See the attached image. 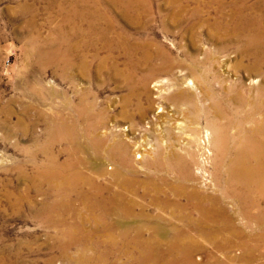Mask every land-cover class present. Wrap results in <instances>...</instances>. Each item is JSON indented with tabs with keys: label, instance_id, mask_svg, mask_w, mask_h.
Returning a JSON list of instances; mask_svg holds the SVG:
<instances>
[{
	"label": "rangeland",
	"instance_id": "obj_1",
	"mask_svg": "<svg viewBox=\"0 0 264 264\" xmlns=\"http://www.w3.org/2000/svg\"><path fill=\"white\" fill-rule=\"evenodd\" d=\"M139 1L144 6L140 4V14L131 17H126L120 5L103 6L102 11L107 9L112 19L111 36L122 32L124 43L114 45L108 61L97 60L91 72L84 73L77 66L65 72L53 65L43 72L37 61L38 51L44 47L61 50L72 45L79 53V43L85 39L65 24L61 14L63 9L69 10L71 0H0V264H46L45 260L55 255L59 258L53 264H110V258L101 263L96 257L114 244L123 245L124 229L129 234L140 230L145 236L157 230L172 233L185 222L177 215L179 204L193 203V195L198 193L219 195L220 204L240 216L239 201L229 190L224 169L231 156L218 157L216 150L220 141L233 144L236 127L229 125L228 117L238 106L233 102L231 108L223 109L222 116L207 110L209 102L202 100L200 81L218 72L225 76L228 88L242 81L245 94L251 97V93L253 98L264 80L236 69L238 60L232 50L219 53L218 44L208 38L209 27L198 25L193 31L192 22L177 25V16L172 14L176 0ZM181 3L185 11L179 10L180 14L188 16L192 2ZM209 16L203 13L204 18ZM138 41L146 45L127 55L125 48ZM96 45L100 56L109 54L107 46ZM159 47L178 64L154 73L145 84L149 63L144 52L160 64ZM202 49L213 50L215 67H210ZM93 52L87 51L88 59ZM191 56L199 62L194 74ZM180 89L190 96L179 98ZM247 108L250 110L249 102L241 114L247 113ZM62 120L66 123L60 124ZM64 131L74 137L65 139ZM72 174L80 178L78 185L73 183L75 191L67 187V177ZM50 178L63 190L61 195L49 183ZM97 183L109 187L120 195V203L129 204L143 216L122 218L115 210L113 217L103 220L78 194L80 189L92 192ZM45 204L49 205L45 216L54 220L51 224L36 216ZM54 204H59L60 210L51 208ZM65 238L76 242L64 251L52 247L53 242H66Z\"/></svg>",
	"mask_w": 264,
	"mask_h": 264
},
{
	"label": "bare ground",
	"instance_id": "obj_2",
	"mask_svg": "<svg viewBox=\"0 0 264 264\" xmlns=\"http://www.w3.org/2000/svg\"><path fill=\"white\" fill-rule=\"evenodd\" d=\"M190 1L192 2L193 6L190 8V11L187 10V12L189 13L188 16L181 15L179 11L183 9V5L181 3L183 2V0L173 1L174 5H173L172 14L175 15V17L177 16L176 17L177 25L184 22L187 24L192 22L193 24H190L191 25L190 28L196 27L198 25L202 26V28H204L205 26L209 27L208 38H210L211 40H213L218 44L219 53H224L232 50V52L236 54L238 60L236 64V69L240 68L244 70L248 75H258L260 76V78L264 80V0H190ZM71 2H70L71 3L70 8L68 10L71 11V13L69 14L67 10L65 11L63 9L61 13L62 18L65 24L67 23L70 26V28L72 27L76 31L77 36L79 35V37H83L85 40L83 43L82 42L79 43L80 46L82 47H80V50L77 49L79 50L78 54L76 53L77 46L73 47L72 45H67L65 49H61V50H59V48L57 47L56 48L52 47L51 49L47 47L41 48V50L38 51L37 61L40 62L41 71L43 72L46 70L47 67L53 65V66L63 67L65 72L77 66L79 67L80 70H83V72L85 71L90 73L93 62L97 60H99L100 63L102 61L104 62L108 61V59L112 56L114 45L122 46V43H124L123 42L124 36L122 32H117L114 36H111V31H112L111 29L113 27L112 19L106 14L107 9L105 11H102L104 9L103 6L105 5L108 6L109 4L120 5L126 17H131V15H135L136 13L140 14L139 13L140 11L138 12V10L139 7H141L140 6L141 2L139 0H89V2L83 0H79V1L71 0ZM92 3H94V5ZM78 4H80L81 7H79ZM91 6L93 9L91 8ZM182 11H185V8ZM204 12H206V14L208 13L211 16H209L208 18H204L203 17ZM178 14H180L179 17ZM78 18L79 20L78 22H76L77 21L76 19ZM149 18L147 21H149ZM77 25L79 26V28ZM83 26L86 29H84ZM192 30L195 31L194 28ZM195 33L196 32H193V36L195 35ZM98 43L100 45L102 43L104 47L107 46V49L109 50V54L107 56H100L99 49H97L98 46L96 45ZM145 45L146 44L143 43L142 41H138L133 45L127 46V48H125V52L127 55L131 54L132 49H136V47L142 48V46ZM193 45H195V43H193ZM92 48L95 49V52H93L94 50ZM83 50H85V52H81ZM90 50H92L93 52L90 55L92 57L91 60L88 59L89 52L87 53V51ZM144 53H145L144 55L145 62L149 63V72L147 76H145L143 81L145 84L147 83L146 79H148L154 73L168 71V69L172 67L173 63L174 64L177 63L174 62V59L171 56V54L162 47L157 52L158 59L161 60L160 64H158V62L156 61L153 62L151 61L152 58H150L151 54L149 55L148 54L149 52L145 51ZM201 53L205 55L207 62L210 64V67H215L217 61L213 60L214 58L213 50L211 51L210 49H206L201 51ZM75 58H77V60H75ZM191 59L193 63L191 62L192 66L190 68H191V72L194 74L195 73L194 68L199 62L197 61L196 56H191ZM226 81L227 80L225 79V76L222 77L220 73L215 72L212 74L211 78L207 79V81L205 82L200 81V83H202L200 85L202 87L201 92H202L203 102L204 101L209 102L207 110L213 109L222 116L224 115L223 109L225 107L231 108L230 105L233 102H235V104L237 103L238 106L235 109H232V114L228 117L229 125L233 124L236 127L235 134L231 136L232 137L231 139L233 140V144H229V143L225 144L224 141L222 142L220 141V143H218L216 147V150L218 151L217 154L218 157L220 155L223 158H225L226 155L231 156L230 161L226 163L227 165L224 169L226 170L225 172L228 176V181L230 183V185L228 184L229 190L237 197L236 200L239 201L238 203L240 204L238 207L239 211L237 212L240 213V216L235 217L231 210L220 204V199L218 198L219 195L203 196V195H199L198 193L193 195L196 196L195 201L193 203H184V204L178 203L179 208L177 207L178 208L177 215H179L181 219L184 220L185 222L182 226L176 225L177 227L174 229V232L166 233L164 231L155 230L156 231L155 234L150 236H145L143 235V232H141L140 230L135 232V234H129L128 232L129 230L124 229L122 231V234L124 236L123 245L114 244L111 247L109 246L110 249H108V251H105L104 253H100L99 255H97V257L94 255L97 261L103 262L109 260L110 258L111 259L110 264H264V85H259L257 87V93L255 92L256 94L252 98L253 94L249 93L251 97L250 96L248 97L245 94L244 84L242 81H239L237 84L235 83L234 87L232 85L233 88H228V86L226 85ZM214 85H216L217 88H215ZM43 88L45 87L43 86ZM232 91H234L233 93L234 95H231ZM187 92L182 89L177 94V96H179V98L181 96L185 97L189 95V92L188 94ZM174 94L175 93H173V95ZM248 102L250 103V110L247 108L249 111L245 114H241L243 110L242 108L244 106L246 107ZM64 121L63 120L62 122L60 121V124L61 123L65 124L66 122ZM217 135H218L217 133L214 135L215 141L217 139ZM72 136L73 135H71L69 132L64 131L65 139H69ZM75 168L76 167H74V169ZM51 175L52 174H50L49 176ZM63 176L65 177V174ZM67 178H68L67 182L69 184L68 186L67 185L66 186L69 187V190L72 191L77 190V188H74L73 183H77L78 185L77 181L80 182L79 175L73 176L72 174V176ZM86 179L87 178H85V180ZM50 180L49 183L51 185L53 184L55 185L56 182L54 183L52 181L53 179L51 178ZM61 182L63 183V181ZM57 189H59L58 190L59 194L63 191L60 188ZM93 189L94 190L90 193L81 192L82 190L80 189V192L78 194L83 199L85 204L87 203L89 205L90 210L95 209L99 211V215L103 220L109 218L112 215V213L115 212V210L119 212V215L122 218L130 219V217L133 218L134 215L143 216V213H139V214L135 213L134 211L135 208L133 209L131 206H129V204L127 205L124 203L123 204L120 203L121 200L120 195L116 193H112L109 187L102 186L101 184L100 185L94 184ZM64 190L67 191L68 189L65 187ZM164 205H165V201H164ZM48 207L49 205L45 204L42 208L38 210L36 216H41L45 218L47 223L51 224L53 223L54 220L52 221V218L48 219L45 216ZM160 207L162 208V206ZM51 208H58L60 210L59 204H54L53 206H51ZM65 210H67V208ZM91 213L92 212H90V214ZM52 217H54V215ZM94 217L96 218L97 216L94 215ZM83 219H85V217ZM117 226L119 227V225ZM117 226L115 225V228ZM67 230H71V229L67 228ZM74 242L76 241L69 239L68 241L66 240V242L56 241L53 242L52 247L64 251L65 249L72 247L73 246L72 244ZM28 243L30 245V242ZM120 248H122L123 252L119 251ZM57 258L59 257H57L56 255L51 256L50 258L45 260L46 264L55 263V260ZM62 258L68 259L70 261L74 260L71 257L68 258L66 256H63ZM97 264L100 263L98 262Z\"/></svg>",
	"mask_w": 264,
	"mask_h": 264
}]
</instances>
